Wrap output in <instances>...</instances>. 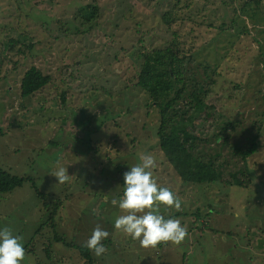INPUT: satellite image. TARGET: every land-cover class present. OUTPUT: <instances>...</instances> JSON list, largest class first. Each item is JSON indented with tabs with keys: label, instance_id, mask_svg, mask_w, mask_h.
I'll use <instances>...</instances> for the list:
<instances>
[{
	"label": "rangeland",
	"instance_id": "374dc122",
	"mask_svg": "<svg viewBox=\"0 0 264 264\" xmlns=\"http://www.w3.org/2000/svg\"><path fill=\"white\" fill-rule=\"evenodd\" d=\"M252 1L0 0V169L29 180L0 194V229L23 237L22 264H87L79 249L97 225L110 235L105 254L91 252L96 264H264V0ZM87 7L98 8L93 24L82 20ZM176 37L197 80L217 71L210 97L218 110L200 119L195 152L223 167L217 185L181 182L159 146L161 101L137 87L146 65L159 77L172 69L157 64L168 58L156 51ZM12 39L19 44L9 50ZM32 67L53 80L24 99ZM256 136L258 152L245 162L240 153ZM141 153L154 156L158 185L181 200L180 211L160 207L187 228L179 246L143 248L114 227L123 213L111 201ZM58 163L74 176L62 185L50 175ZM246 168L247 188L229 184ZM33 186L58 208L54 221Z\"/></svg>",
	"mask_w": 264,
	"mask_h": 264
},
{
	"label": "trees",
	"instance_id": "16d2710c",
	"mask_svg": "<svg viewBox=\"0 0 264 264\" xmlns=\"http://www.w3.org/2000/svg\"><path fill=\"white\" fill-rule=\"evenodd\" d=\"M252 2L258 6L260 5V0H253ZM250 4V2H246L245 6ZM83 11L85 12L81 15L82 20L87 24H93L96 16L99 14L98 8L87 7ZM174 20L171 13L164 15L165 24L170 26ZM177 38L165 50L156 51L157 56L160 55L162 58H168L167 61L157 60V64L169 66L172 69H169L165 76L159 77L157 73L153 75L152 71L148 72L147 68L149 65H146L144 67L145 71L139 75L137 87L150 94L155 102L161 101L162 107L158 111L159 125L157 130L159 146L164 159L180 178L181 182L184 185H217L224 182L223 167H217L213 160L206 162L204 158L195 154L198 143L204 141L196 133L200 119H203V123L214 120L215 113L218 110L214 98L210 97L216 82L213 76L216 77L217 71L210 69V71H213L212 76L208 72L209 69H207L206 78L208 80L205 83L197 80L198 77L194 75L196 73H193L192 69L189 70L186 67L190 56L186 55L181 41ZM18 40H20L19 43L23 42L22 44L27 50L30 52L34 51L35 43L32 39L21 36ZM18 40H10L8 44L9 50L15 49V46L19 44ZM190 53H192V49ZM147 58L151 61L150 56ZM52 80V77L44 75L41 70L32 67L26 72L22 80V97L24 99L33 97L50 86ZM166 92H173L172 96H166ZM63 96L65 97V94ZM259 130H261V127H259ZM259 140L260 136L251 139L248 148L240 153V156L245 162L258 152ZM241 175H246L248 178L252 177V173L246 168L245 172L239 171L232 175L229 184L243 189L247 188V182L242 179ZM28 181V178H19L0 169V194H7L17 188H21ZM248 182H250V179ZM33 188L39 199L44 202L45 208L51 211V218L54 221L58 208L53 209L55 205L48 196L41 193L35 186ZM61 240L60 237L57 238V241ZM79 251L87 264H96V261L91 255V251L86 247L80 248Z\"/></svg>",
	"mask_w": 264,
	"mask_h": 264
},
{
	"label": "clouds",
	"instance_id": "9594fccd",
	"mask_svg": "<svg viewBox=\"0 0 264 264\" xmlns=\"http://www.w3.org/2000/svg\"><path fill=\"white\" fill-rule=\"evenodd\" d=\"M140 161L123 174L122 197L119 201H111L113 206L118 204L123 213L115 219L114 227L131 239L139 240L143 248H156L169 242L179 246L187 236V228L181 225L179 219H165L160 207H174L180 211L181 200L169 188L158 185L153 176V169L158 165L152 154L141 153ZM50 175L61 185L74 177L68 174V168L59 163ZM109 235L97 225L84 246L96 257H101L107 251L103 241ZM22 239L8 227L0 229V264H22L26 256Z\"/></svg>",
	"mask_w": 264,
	"mask_h": 264
}]
</instances>
